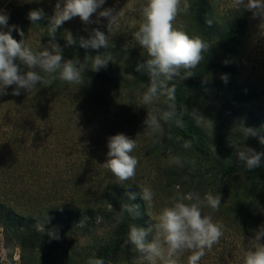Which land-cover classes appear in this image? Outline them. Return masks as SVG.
Wrapping results in <instances>:
<instances>
[{
    "label": "rangeland",
    "instance_id": "obj_1",
    "mask_svg": "<svg viewBox=\"0 0 264 264\" xmlns=\"http://www.w3.org/2000/svg\"><path fill=\"white\" fill-rule=\"evenodd\" d=\"M13 1L35 2L51 15L56 3V0H0V10L4 11ZM183 2L181 0V8ZM187 2L190 5L187 12L181 11L173 25L190 37H197L193 0ZM213 2L220 16L247 20L244 31L234 44L236 54L229 62L238 73L237 81L256 98L246 108L236 102L229 105L225 99L227 82L222 79L224 76L213 75L205 82L208 85L203 96L198 98L196 115L201 117L198 123L204 128L212 147L215 148L221 130L236 156L237 150L245 144L253 148L249 141L251 137L245 140L237 131L241 120L247 126L264 131V122L260 124L261 128L249 114L252 110L264 118V19L254 17L250 11L236 10L232 7L233 0ZM145 3L146 0H106L103 6L122 13L109 33V41L115 49L111 59L117 63L112 72L120 71V67L121 71L126 69L128 72L131 67L137 68L147 60L145 50L133 38L143 22L141 8ZM92 19L96 20L95 14ZM64 25L81 30L101 28L107 32V20L104 18L98 24L84 25L79 17H75ZM32 41L33 45L39 43L36 38ZM86 66L92 68V61H87ZM110 67L108 63L100 70L108 71ZM88 86L71 91L59 90L55 97L47 95V92L41 93L39 88L30 93L22 90L20 95H12L11 86L7 89L8 94L0 95V202L34 214L53 205H100L104 190L109 184L118 183L103 166L107 158V139L123 133L135 139L137 146L131 155L138 159L135 178L123 183L152 189L153 201L147 203V208L156 222L160 210L170 206L173 195L195 191L190 177L171 175V170L177 166L171 162L172 158L178 157L181 162L182 159L166 150L162 128L149 135L151 130L144 125L148 114L159 117L169 109V105L159 99L151 105L141 106L140 100L146 89H125L118 95L113 90ZM244 187L239 179L229 181L225 186L228 191L221 196L219 210L203 209L204 214L212 215L214 222L224 225V234L219 243L206 251L199 264H243V254L253 233L241 232L236 227L232 211L224 214L220 211L235 204L236 192ZM196 192L201 197L208 192L215 194L210 190ZM110 225L97 220V236L107 237ZM258 225H253L252 230ZM78 238L80 246H86L92 240L87 234ZM131 253L130 262L120 264H149L136 249ZM189 255V252L183 253L180 264H187ZM69 259L77 260L71 248L67 253L63 250L23 249L17 238L7 235L0 227V264L75 263Z\"/></svg>",
    "mask_w": 264,
    "mask_h": 264
},
{
    "label": "trees",
    "instance_id": "obj_2",
    "mask_svg": "<svg viewBox=\"0 0 264 264\" xmlns=\"http://www.w3.org/2000/svg\"><path fill=\"white\" fill-rule=\"evenodd\" d=\"M34 9H42V7L35 2L13 1L4 10L9 16L8 24L15 25L24 32L26 43L33 51H41L43 47L55 43L62 49L64 59L78 58L85 65L97 54L111 58L115 49L110 41L107 48L99 50L79 46L80 37L87 39L93 28L90 27L86 31L77 27L68 28L69 26L63 24L54 36H50L49 18L52 15L43 9L44 17L33 23L29 20L28 14ZM193 10L195 32L210 47L203 53L204 59L200 64L191 70L193 77L173 81L176 86L174 103L177 113L182 112L185 106L188 111L182 116L183 128L178 127L174 120L162 121V141L168 152L176 156L180 155L182 159V166L173 167L171 175L190 177L195 191L210 190L223 196L222 194L228 191L225 186L229 181L234 179L242 181L245 187L236 192L235 204H230L227 209L220 212L224 214L232 211L236 227L241 232L250 234L253 233L251 227L260 224L264 218V164L254 170H247L232 153V149L227 145L228 138L221 130L215 148L212 147L204 128L192 114V110L197 107L198 98L203 96V90L208 85L205 82L213 75L227 76L225 99L229 105L236 102L246 108V105L254 103L256 95L248 92L237 81L238 73L229 62V59L236 54L234 44L244 31L247 20L220 16L214 8L213 0H193ZM4 30L7 31V29ZM67 32L71 33L77 43L67 42ZM11 35L18 41L21 39L16 31H12ZM32 38H36L39 43L33 45ZM109 64L111 67L107 69L108 71H92V68L86 66L83 84L91 88L113 90L118 95L125 89L130 91L147 88L149 77L146 68L137 71L136 67H131L127 72L126 69L121 71L120 67V71L112 72V67L114 66L115 69L117 63L110 59ZM81 87L57 79L51 85L41 84L37 89L39 88L41 93L45 92L55 97L59 90L71 91ZM160 99L168 105L171 103L165 97ZM249 114L259 125L264 122V118L257 112L251 110ZM260 126L262 128V125ZM258 130L261 135H264L262 129L258 128ZM185 141L191 143L190 148L183 146ZM249 141L255 150L264 152V145H261L256 138H251ZM141 191L138 185L111 183L100 196V205H96L97 203L86 206L53 205L46 206L35 214L25 212L12 204L0 202V227L7 235L12 234L17 238L23 249L50 252L63 250L67 253L71 248V251L77 255V260L69 259L75 260L74 264H87L90 258H102L105 264L130 262L131 252L135 249L133 245L127 243L130 226L147 228L155 223L148 212L147 203L140 198ZM129 193H136V199L130 200ZM125 204L139 205L138 215L127 211H123L121 215ZM47 216L51 218V224L48 227L52 225L59 227L61 240L49 242L44 236L42 226ZM97 220L111 224L107 237L97 236ZM82 234L92 238L86 246L79 244L78 236Z\"/></svg>",
    "mask_w": 264,
    "mask_h": 264
},
{
    "label": "clouds",
    "instance_id": "obj_3",
    "mask_svg": "<svg viewBox=\"0 0 264 264\" xmlns=\"http://www.w3.org/2000/svg\"><path fill=\"white\" fill-rule=\"evenodd\" d=\"M105 3L106 0H56L53 15L49 18L50 36H54L65 22L75 17H79L84 25L98 24L100 19L104 18L107 20V32L93 28L87 39L80 37L79 46L94 50L107 48L109 33L122 13L103 7ZM189 7L187 0H184L183 8L181 0H146L141 8L143 22L133 38L146 52L147 60L145 64L137 66V71L146 68L149 83L140 103L141 106L151 105L161 97L171 102L169 110L164 111L161 116H146L144 125L151 130L149 135L160 130L161 119L165 122L174 120L178 127H184L182 116L188 109L185 106L182 112L177 113L174 103L176 86L173 81L193 77L191 70L200 64L204 59L203 53L210 47L199 36L190 37L185 31L174 27L173 22L177 15L181 11L187 12ZM232 7L238 11H250L254 17L264 19V0H233ZM94 14L95 21L92 19ZM44 15L43 9H34L29 12L28 18L34 23ZM8 20V14L0 10V95L8 94L7 89L11 86H15L12 95H20L21 90L30 93L39 85H51L57 79L68 84L84 85V63L78 58L64 59L62 49L55 43L43 47L41 51H33L26 43L24 32L15 25L10 26ZM12 31L19 34V41L11 35ZM66 40L69 44L77 43L70 32H67ZM110 59L100 54L95 55L92 57V71L107 67ZM222 79L227 82V76ZM197 112V109L192 110L193 118L199 122L201 117L196 115ZM237 131L245 140L256 138L264 145V135H261L258 129L247 126L243 120L239 122ZM136 146L135 139L123 133H117L107 139V158L103 166L115 176L118 183L135 178L138 159L131 153ZM183 146L190 148L191 143L185 141ZM236 156L249 171L264 164V152L246 144L237 150ZM171 162L181 165L178 157H173ZM153 197L154 193L150 187L142 189L140 198L143 201L151 204ZM128 198L135 200L136 193H129ZM220 205V193L208 192L203 197L196 191L175 194L171 198L170 206L160 210L154 224L147 228L130 226L127 243L143 254L149 264H180V257L185 252L190 253L187 264H199L206 251L219 243L224 234V225L214 222L212 215L204 214L203 209L217 211ZM138 208L139 205L125 204L121 215L123 211L138 215ZM50 224L51 218L47 216L42 226L44 236L49 242L61 240L59 227H48ZM252 232L247 250L243 254V264H264V223ZM87 264H105V261L102 258H90Z\"/></svg>",
    "mask_w": 264,
    "mask_h": 264
}]
</instances>
